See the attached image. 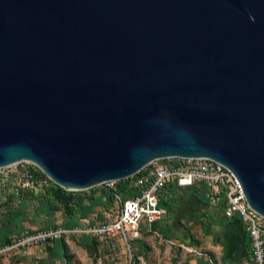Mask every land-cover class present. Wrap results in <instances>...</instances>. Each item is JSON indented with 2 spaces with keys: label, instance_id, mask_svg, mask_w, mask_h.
<instances>
[{
  "label": "water",
  "instance_id": "water-1",
  "mask_svg": "<svg viewBox=\"0 0 264 264\" xmlns=\"http://www.w3.org/2000/svg\"><path fill=\"white\" fill-rule=\"evenodd\" d=\"M176 158L264 218V0H0V169L79 192Z\"/></svg>",
  "mask_w": 264,
  "mask_h": 264
},
{
  "label": "built area",
  "instance_id": "built-area-1",
  "mask_svg": "<svg viewBox=\"0 0 264 264\" xmlns=\"http://www.w3.org/2000/svg\"><path fill=\"white\" fill-rule=\"evenodd\" d=\"M12 167L0 169L3 176L1 184L20 201L22 192L34 188L35 183L41 179L35 174L39 172L29 167L23 168L24 175L14 178L8 173ZM128 180H131L136 194L127 199L116 196L114 208L108 211L104 220L71 229L59 225L43 230H26L0 246V257L25 258L31 254L32 249L62 238L89 236L101 241L112 264H120L121 244L129 245L133 240L141 238L143 227L150 233L158 234L153 227L167 215L160 200L168 186L189 189L197 184H204L209 189L210 201L224 206L225 217H238L246 224L251 242L249 264H264V218L249 207L236 177L227 168L209 159H166L150 164ZM42 181L46 186H57L47 176ZM116 185L115 181L107 182L105 189L115 190ZM190 250L207 258L209 264H229L215 261L206 252Z\"/></svg>",
  "mask_w": 264,
  "mask_h": 264
},
{
  "label": "crops",
  "instance_id": "crops-1",
  "mask_svg": "<svg viewBox=\"0 0 264 264\" xmlns=\"http://www.w3.org/2000/svg\"><path fill=\"white\" fill-rule=\"evenodd\" d=\"M24 171L22 167H15L10 168L8 173L17 178L24 175ZM2 178L3 176L0 174V246L9 238L20 235L26 230H43L55 228L59 225L71 229L95 224L104 220L108 211L112 207L114 208L115 205L103 191L106 189L92 188L86 191L74 192L70 204L71 212H68L64 206L55 201L51 207L47 204L51 196L45 194L46 184L42 179L35 183L34 188L24 190L26 194L22 195V199L19 197L20 201H17L16 197L12 195L14 202H9L11 194L9 190L2 187ZM160 201L161 205L167 210V215L155 225L157 232L163 231L167 235L178 238V236H184L187 232L202 231L204 226L202 224L194 225L192 220L198 216L197 213L199 212L205 215L206 219L211 222L210 224H215L213 210L210 206L209 189L204 184H197L189 189H180L177 186L170 185L162 194ZM91 203H94V205H91ZM53 207H58V210L55 211L52 209ZM91 207H94L93 212L88 216L85 215L84 209ZM222 207L224 208L223 205ZM168 214H170L169 218ZM216 226V229H223V238H220L221 244H216L214 238H211L210 240H203L201 248H204L206 253L217 262L249 264L251 242L246 224L238 217L228 219L223 212L220 217H217ZM149 233L143 227L142 237L139 239L145 238ZM64 239L69 247L70 255L74 249L73 242L75 239L80 238L65 237ZM80 243L79 246L86 249L91 255L83 241ZM55 257L64 258L63 247L57 241L36 247L31 250L29 256L17 259L35 260L39 258L45 263L55 261L66 264L65 259L56 260ZM12 258L16 257H0V263L2 260ZM191 264L209 263L207 258H202L201 260H193Z\"/></svg>",
  "mask_w": 264,
  "mask_h": 264
},
{
  "label": "rangeland",
  "instance_id": "rangeland-1",
  "mask_svg": "<svg viewBox=\"0 0 264 264\" xmlns=\"http://www.w3.org/2000/svg\"><path fill=\"white\" fill-rule=\"evenodd\" d=\"M15 167H22L24 169L29 167L42 174V171L32 163L23 162L14 165L12 168ZM210 206L213 210L215 224H210L211 222L206 219L205 215H202L198 211V216L192 220L194 221V225L202 224L204 226L202 231L194 230V233L187 232L184 236H178V238L160 231L158 234L149 233L145 238L130 242L129 245L123 243L120 246V264H191L193 260H201L202 257L190 249L206 252L204 248H201L203 240L214 238L216 244H221L220 238H223V229H216V223L217 217L222 215L224 208L221 204L215 205L211 201ZM169 217L170 214H168ZM80 241L81 239H75L72 244L74 248L70 254L72 256V264H112L108 260L107 252L102 247L99 249L98 255H90L86 249L79 246L81 244ZM0 264L62 263L55 261L45 263L39 258L35 260L12 258L10 260H2Z\"/></svg>",
  "mask_w": 264,
  "mask_h": 264
},
{
  "label": "trees",
  "instance_id": "trees-1",
  "mask_svg": "<svg viewBox=\"0 0 264 264\" xmlns=\"http://www.w3.org/2000/svg\"><path fill=\"white\" fill-rule=\"evenodd\" d=\"M36 176L38 177V179H42V178H46V175L44 173H35ZM131 180H123L120 182H117L116 185V189L115 190H103L107 196V198L114 202L116 196H120L122 199H127L130 197H133L136 194V190L131 186ZM45 194L47 196H51V199L48 200L47 204H49V206H53L54 201L61 204L62 206H64L66 208V210L68 212H71V208H70V204H71V198H73L74 196V192H70V191H66L61 189L58 186H53V187H47L45 186ZM100 189V188H99ZM26 194L25 191L22 192V195ZM22 195L20 196V198L22 199ZM9 202H12L14 197L11 195L9 198ZM91 205H94V203H91ZM52 209H54L55 211L58 210V207H53ZM94 207L91 208H85L84 209V213L85 215L87 214V216L93 212ZM156 225V224H155ZM154 225V229L156 228ZM48 229V228H47ZM156 230V229H155ZM22 234V233H21ZM20 234V235H21ZM20 235H15L11 238H9L6 242H4L3 244H6L8 242H10L14 237L20 236ZM83 244L87 247V249L89 250V252L91 253V255H98L99 249L102 247L101 246V241L98 238H94V237H89V236H83L80 238ZM57 242L61 243L63 250H64V258H59V257H55L56 260H66V264H72V256L69 255V247L66 243V240L64 238L58 240ZM2 244V245H3ZM1 245V246H2ZM51 252L54 253L53 250H51Z\"/></svg>",
  "mask_w": 264,
  "mask_h": 264
}]
</instances>
